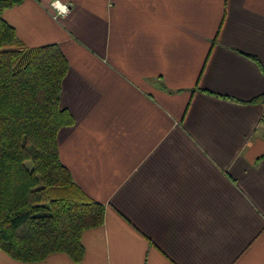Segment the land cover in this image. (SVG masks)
<instances>
[{"label":"crops","instance_id":"crops-1","mask_svg":"<svg viewBox=\"0 0 264 264\" xmlns=\"http://www.w3.org/2000/svg\"><path fill=\"white\" fill-rule=\"evenodd\" d=\"M52 1L3 17L67 58L59 156L105 221L79 263L0 264H264V0Z\"/></svg>","mask_w":264,"mask_h":264},{"label":"trees","instance_id":"trees-1","mask_svg":"<svg viewBox=\"0 0 264 264\" xmlns=\"http://www.w3.org/2000/svg\"><path fill=\"white\" fill-rule=\"evenodd\" d=\"M25 0H0V250L24 263L65 253L79 263L82 235L102 226L105 206L74 181L59 156L69 64L57 44L28 48L3 13ZM264 71V69H263ZM250 104H264V93Z\"/></svg>","mask_w":264,"mask_h":264},{"label":"clouds","instance_id":"clouds-1","mask_svg":"<svg viewBox=\"0 0 264 264\" xmlns=\"http://www.w3.org/2000/svg\"><path fill=\"white\" fill-rule=\"evenodd\" d=\"M54 7H56L58 12L62 15H66L69 11L66 5L60 4L59 0H55Z\"/></svg>","mask_w":264,"mask_h":264},{"label":"built area","instance_id":"built-area-1","mask_svg":"<svg viewBox=\"0 0 264 264\" xmlns=\"http://www.w3.org/2000/svg\"><path fill=\"white\" fill-rule=\"evenodd\" d=\"M59 2H60V4H62V5H66L67 8H68V10H69V7H68L67 4L62 3L60 0H59ZM54 3H55V0L52 1L51 5H52V7H53V9H54V11H55V13H56V17H57V16H61L62 14H61L60 12H58V10H57L56 7H54ZM262 121L264 122V115L262 116Z\"/></svg>","mask_w":264,"mask_h":264}]
</instances>
